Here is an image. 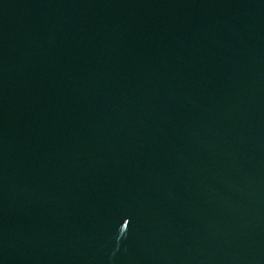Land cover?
Here are the masks:
<instances>
[{"label": "water", "instance_id": "1", "mask_svg": "<svg viewBox=\"0 0 264 264\" xmlns=\"http://www.w3.org/2000/svg\"><path fill=\"white\" fill-rule=\"evenodd\" d=\"M0 264H264V0H0Z\"/></svg>", "mask_w": 264, "mask_h": 264}]
</instances>
